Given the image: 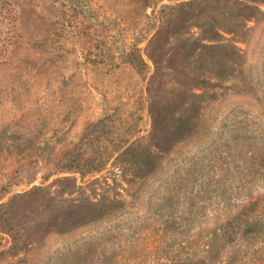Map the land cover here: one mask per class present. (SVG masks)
<instances>
[{
    "label": "rangeland",
    "instance_id": "rangeland-1",
    "mask_svg": "<svg viewBox=\"0 0 264 264\" xmlns=\"http://www.w3.org/2000/svg\"><path fill=\"white\" fill-rule=\"evenodd\" d=\"M255 118L264 0H0V264H173L190 167Z\"/></svg>",
    "mask_w": 264,
    "mask_h": 264
},
{
    "label": "trees",
    "instance_id": "trees-1",
    "mask_svg": "<svg viewBox=\"0 0 264 264\" xmlns=\"http://www.w3.org/2000/svg\"><path fill=\"white\" fill-rule=\"evenodd\" d=\"M257 119L252 128L243 125L232 129L218 157L199 167L196 163L190 167L189 182H199L200 188L178 221L175 217L168 218L166 222L173 219L174 223L160 231L166 230L176 239L187 235L175 252L180 256L171 259L173 264H233L238 251L252 248L245 241L252 243L253 238L264 236V120ZM246 142H252L253 146L248 159L242 158L243 151L236 145ZM204 213L206 218L213 216L214 221L213 226L200 225L203 241L199 243L196 235H188ZM141 241L142 235L138 234L130 242ZM148 246L143 243V250H148ZM106 255L94 256L92 261L95 264L98 257V264H110L112 257ZM122 257L123 262L128 259L126 251Z\"/></svg>",
    "mask_w": 264,
    "mask_h": 264
}]
</instances>
